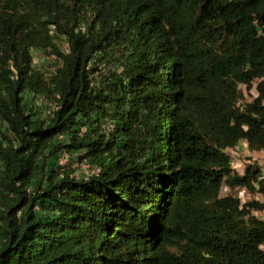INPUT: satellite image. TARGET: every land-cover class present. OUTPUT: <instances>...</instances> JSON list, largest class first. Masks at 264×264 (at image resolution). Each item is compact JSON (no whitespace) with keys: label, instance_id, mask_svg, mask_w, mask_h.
I'll list each match as a JSON object with an SVG mask.
<instances>
[{"label":"trees","instance_id":"obj_1","mask_svg":"<svg viewBox=\"0 0 264 264\" xmlns=\"http://www.w3.org/2000/svg\"><path fill=\"white\" fill-rule=\"evenodd\" d=\"M242 143L264 0H0V264H264V204L221 196L264 198Z\"/></svg>","mask_w":264,"mask_h":264},{"label":"rangeland","instance_id":"obj_2","mask_svg":"<svg viewBox=\"0 0 264 264\" xmlns=\"http://www.w3.org/2000/svg\"><path fill=\"white\" fill-rule=\"evenodd\" d=\"M62 51H65V53L68 52V47L67 43L65 41H59L58 42V48ZM54 55H51L50 52H44V53H36L34 55V67L38 70H40L42 73H44L46 76H51L53 75L57 68H58V63H54L53 57ZM116 58V59H114ZM113 59L110 60V63L107 64L108 70L109 69H115L116 66L118 68L120 67V64L116 60H123L122 56L114 57ZM242 91L244 93V102L250 103L253 101V99L256 98L257 93L255 90H253L251 93L247 91L245 87L242 88ZM248 148V147H247ZM247 148L244 146L240 147V150L238 152L234 151L233 153L229 152V156H232V161L234 162L235 166V171L237 176L241 174L240 176H245L246 170L250 166H256L259 168L264 176V150L260 152H250ZM80 175L82 176L84 174L85 170H81ZM88 171V170H86ZM238 172V173H237ZM221 196L223 198L227 196H233L236 198H239L244 204L250 203V202H260L264 204V198L259 196V195H253L250 194L247 190L244 188H236L234 190H231L230 188H223ZM255 216L260 219L264 220V212H255Z\"/></svg>","mask_w":264,"mask_h":264},{"label":"built area","instance_id":"obj_3","mask_svg":"<svg viewBox=\"0 0 264 264\" xmlns=\"http://www.w3.org/2000/svg\"><path fill=\"white\" fill-rule=\"evenodd\" d=\"M67 47H68V52H67V53H69V45H68V44H67ZM36 53L41 54V53H44V51H35V52H34V55H35ZM52 57H53L54 62H55V61H56V57H55V56H52ZM39 103L42 104V103H43L42 100H40ZM245 145H246V147H247V144H246V143H245ZM240 147H241V145H240L239 147L233 149V150H229L227 153H229V152L233 153L234 151L238 152V151L240 150ZM230 157H231V159L233 158L232 156H230ZM232 167H233V171H234V173H236V171H235L236 168H235V166H234V162H233V161H232ZM237 173H238V172H237ZM239 175H241V174H239Z\"/></svg>","mask_w":264,"mask_h":264},{"label":"crops","instance_id":"obj_4","mask_svg":"<svg viewBox=\"0 0 264 264\" xmlns=\"http://www.w3.org/2000/svg\"><path fill=\"white\" fill-rule=\"evenodd\" d=\"M241 146H244L245 148H247L246 145H245V143H242ZM247 149H248V148H247Z\"/></svg>","mask_w":264,"mask_h":264}]
</instances>
